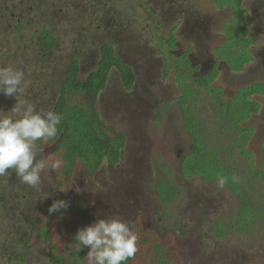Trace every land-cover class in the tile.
Segmentation results:
<instances>
[{"label": "rangeland", "instance_id": "1", "mask_svg": "<svg viewBox=\"0 0 264 264\" xmlns=\"http://www.w3.org/2000/svg\"><path fill=\"white\" fill-rule=\"evenodd\" d=\"M49 1L37 0V11L27 7L22 16L14 13L13 18L0 20V67L11 66L25 74L24 92L18 99H27L39 111L41 99L53 98L55 87L50 88L49 81L60 76L71 54H79L81 77L85 78L95 68L99 47L106 41L116 47L123 63L131 64L136 71L133 89L128 90L114 69L97 104L103 121L126 136L122 161H106L94 175L81 162L73 170L70 193L76 192L79 201L89 206V224L111 217L122 218L130 229L136 222L143 223L160 246L172 244L177 257L174 264H264V219L245 232L242 223L238 224L241 200L237 195L225 185L218 186L217 181L208 184L200 178H187L182 172V161L193 140L179 105L189 83L187 69L175 67L182 62L180 57H187L192 69L196 65L204 67L199 74L215 72L214 84L225 101L236 98L256 80L264 83V0H241L248 14L245 37L253 41L247 52L253 60L239 72L222 57L227 47L229 53L234 52L242 39L241 23L234 22V10L224 5L226 0ZM23 4L21 0H8L7 6L19 8ZM19 18L25 26L16 30ZM44 29L57 40L52 53L42 49L41 35L45 47L51 42L54 46L52 37L42 34ZM105 34L111 38H105ZM173 37L176 42L172 48L169 41ZM32 81L33 87L29 85ZM36 84H45L48 90L44 93ZM194 99V116L208 125L209 106L199 102L203 99L199 95ZM257 101L261 110L243 124L251 133L249 156L229 141L234 149L228 156L229 164L239 170L249 164L248 160L255 168L263 163L264 96ZM16 103L14 97L0 94V110L8 112ZM216 128L209 125L205 131L214 148L224 146L225 140L228 143L219 138ZM38 148L43 151L37 159H46L51 148ZM0 179L1 194L14 196L20 189L26 203L16 205L5 217L1 214L0 264H51L49 246L29 237L20 208L24 206V215L32 223L38 199L48 197L51 205L55 197V176L41 174V184L36 188L21 183L15 172ZM239 180L250 208H264V184L245 175ZM161 185L173 192L169 200L160 196ZM64 226L57 221L53 228L60 239L66 238L60 233Z\"/></svg>", "mask_w": 264, "mask_h": 264}, {"label": "trees", "instance_id": "2", "mask_svg": "<svg viewBox=\"0 0 264 264\" xmlns=\"http://www.w3.org/2000/svg\"><path fill=\"white\" fill-rule=\"evenodd\" d=\"M224 5L232 6L234 22L240 21L239 34L242 39L237 41L234 52L229 53L227 47L222 57L229 62L231 69L239 72L253 60L252 54L247 52V48L253 44V41L245 37L249 29L248 14L242 8L241 0H226ZM44 33L45 35L49 34L48 31H44ZM229 34L231 31L228 32ZM233 36L231 34L230 38L232 39ZM175 42L173 37L170 39L169 45L173 48ZM51 46L52 42L48 48ZM238 46L243 47L239 49ZM99 49L100 60L95 69L85 78L80 76L78 59L75 58L68 67L66 78L61 84L52 110L63 117L58 126V136L46 142L40 141L45 147L51 148L50 154L46 157L49 163L54 160H62L63 162L61 167L57 169L46 168L43 173H52L55 176L57 188L54 201L64 200L67 204V207L62 208L59 212L46 214L51 220L50 225L43 224L42 221L34 224L37 231L34 235L35 243H45L49 246L51 264H87L86 253L88 249L84 248L78 254L74 251L78 247L74 242L75 233L79 228L89 224L87 207L79 201L76 192L70 193L69 188L77 162H81L88 173L94 175L106 161L110 164H118L122 157V150L126 145V136L103 121L97 104L98 96L105 90L112 70L115 69L119 72L122 84L128 89L133 85L134 72L116 57L114 48L109 44H102ZM180 58H182V62H177L175 67L178 70L181 67L187 69L189 83L183 89V96L179 100V105L185 118V128L191 133L193 140L190 152L182 161V172L187 178H200L208 184L218 181L219 177H223L225 179L224 185L241 200L238 224L242 223L240 226L243 230L249 232L252 227L256 226L255 223L264 219V208H250L248 197L245 190L242 189L239 179L245 175V177L252 178L254 182L264 184V156L260 168H255L252 160H248L249 164L244 169L239 170L236 166L229 164L231 162L228 160V156L234 150L229 145V141L235 149L244 153L245 157L249 156L247 147L251 133L249 129L243 127V124L250 119L252 114L259 112V102L253 100V97L264 95V83H253L240 90L236 98L225 101L222 99L220 88L211 86L216 78L214 74L195 77L194 69L189 66L190 60L187 57ZM182 78L183 76L179 77V81H182ZM195 95L203 97L199 102L209 106L211 114L208 125L194 116L192 104L195 101ZM209 125L217 127L216 134L221 139H227L228 143L225 140L224 146L211 147L205 136V131ZM233 162L236 163L237 161ZM235 171L237 172L236 176H234ZM159 194L163 200H169L173 196L171 189L164 185L159 188ZM40 218L44 222V218L42 216ZM57 221L65 224L62 232H60L63 236L66 235L65 239H60L53 229ZM42 224L43 226H41ZM141 227V224L136 223L132 229L138 236L137 252L126 264H174L177 257L172 244L160 246L157 237ZM26 257L27 255L23 258Z\"/></svg>", "mask_w": 264, "mask_h": 264}, {"label": "clouds", "instance_id": "3", "mask_svg": "<svg viewBox=\"0 0 264 264\" xmlns=\"http://www.w3.org/2000/svg\"><path fill=\"white\" fill-rule=\"evenodd\" d=\"M24 77L20 69L0 67V94L17 100L10 111L0 110V177L15 172L21 183L36 188L46 168L57 169L63 163L37 159L43 151L37 141L55 139L63 117L52 110L37 111L27 99H18L24 92ZM217 182L223 187L225 179L219 177ZM66 207L64 200H56L48 212ZM137 241L138 236L122 218L97 219L77 230L74 242L78 247L74 251L78 254L87 248V264H126L137 252Z\"/></svg>", "mask_w": 264, "mask_h": 264}, {"label": "flooded vegetation", "instance_id": "4", "mask_svg": "<svg viewBox=\"0 0 264 264\" xmlns=\"http://www.w3.org/2000/svg\"><path fill=\"white\" fill-rule=\"evenodd\" d=\"M22 2L24 1V3L25 4H23V5H21L19 8L17 7L16 8V6L15 7H13V8H10L9 6H7V3H8V0H0V20L3 22L5 19H10V17L11 18H13V16H14V13H17V14H19L20 16H22V12L28 7V10H30V11H32V10H34V11H37L38 9H40L39 8V6H38V4H37V0H21ZM49 1V0H48ZM49 2H51V1H49ZM263 16H264V11H263ZM4 18V19H3ZM263 19H264V17H263ZM18 20V23H20L19 25H18V28H16V30H21L22 28H24V26H25V24H22V19L21 18H19V19H17ZM44 31H48V33H49V35L52 37V32L49 30V29H44V30H42V34H43V32ZM113 32V31H112ZM105 38L106 37H109V38H111L108 34H105V36H104ZM41 41H40V43H41V46H42V49L43 50H45L46 52H53L54 51V49L56 48V42H57V40L55 39V38H53L52 37V39H53V44H54V46L52 47L51 46V48H48V47H45V45H44V43H43V36L41 35ZM102 44H109L112 48H114V51H115V55H116V57L119 59V60H121V57H119L118 55H117V49H116V47H114L112 44H110V43H108L107 41L106 42H104V43H102ZM101 44V45H102ZM100 48V47H99ZM173 51V50H172ZM99 53H100V49H99ZM75 54V55H74ZM78 53L75 51V52H73L72 54H71V56H70V58H71V60H70V62H67L66 64H65V66H64V69H63V71L61 72V74H60V76H57V79H55V80H53L52 82H50L49 81V83L48 84H52L51 86H50V88L52 87V86H54L55 87V89H54V94H53V98L51 99V97L49 98V100H40L41 102H39L38 103V106H40L41 107V109H43V110H53V107H54V105H55V103H56V99H57V96H58V94H59V91H60V88H61V84H62V82L65 80V78H66V74H67V72H68V67L70 66V64L72 63V61L76 58V59H78V61H79V64H80V76H81V73H82V67H83V64L81 63V59L78 57ZM44 56L45 57H47L48 55L47 54H44ZM48 60L49 59H47L46 60V62H45V65H46V63L48 62ZM99 60H100V54H99ZM99 60L97 61V63L99 62ZM121 62L123 63V61L121 60ZM97 63L95 64V67L97 66ZM124 65H126L127 67H129L133 72H134V76H135V79H134V82H133V85H132V87L130 88V89H128V88H126L123 84V86L126 88V89H128V90H131V89H133V86H134V83H135V81H136V71H135V69H134V67L131 65V64H127V63H123ZM3 65V64H2ZM4 66V65H3ZM95 68H93L92 70H90L89 71V73L91 72V71H93ZM113 71V70H112ZM202 71H204V67L202 66V65H200V66H195L194 67V76L195 77H205L207 74H199V73H202ZM235 72H238V71H235ZM88 73V74H89ZM112 73V72H111ZM111 73H110V75H111ZM118 74H119V72H117ZM198 73V74H197ZM215 75H217L215 72H213ZM212 73V74H213ZM87 74V75H88ZM211 74V73H210ZM86 75V76H87ZM110 75H109V77H108V82H109V78H110ZM119 76H120V74H119ZM82 78V77H81ZM217 78V77H216ZM216 78H215V80H216ZM213 81L212 82V84H211V86L213 87V88H217V86L214 84L216 81ZM120 81H121V76H120ZM108 82H107V85H108ZM256 82H260V80H256V81H254V82H252V83H250V85L251 84H253V83H256ZM121 83H122V81H121ZM47 84V85H48ZM30 86H34L33 85V81L32 82H30V84H29ZM249 85V86H250ZM36 87H38V88H40L44 93L48 90V86L46 87V85L45 84H43V86H40L39 84H36L35 85ZM35 88V87H34ZM105 89H107V86H106V88ZM34 90V89H33ZM34 91H37V90H34ZM104 91V90H103ZM103 91L99 94V96H98V101H99V98L101 97V95L103 94ZM37 94H38V91H37ZM40 95H38V97H39ZM264 96V95H263ZM258 97L260 98V97H262V95H260V96H254L253 97V100H256L257 101V99H258ZM47 99V98H46ZM260 105V104H259ZM261 105H260V110H261ZM40 109V110H41ZM259 110V111H260ZM256 114V113H255ZM253 115V114H252ZM251 115V116H252ZM42 142H40V141H37V145L38 146H43V147H45L44 145H42L41 144ZM126 146V145H125ZM124 149H125V147H124ZM124 149L122 150V153H123V151H124ZM122 153H121V156H122ZM122 161V158H121V160H120V162ZM119 162V163H120ZM182 168V167H181ZM41 174H43V175H46V174H44L43 172L41 173ZM1 178V177H0ZM0 181H1V179H0ZM1 186V185H0ZM19 188V187H18ZM56 188H57V186L55 185V193H56ZM15 196V197H14ZM14 196L13 195H8V194H1L0 193V220L4 223V221L1 219V218H4L5 216H6V212H8L10 209H12L13 210V207H16V205L18 206V204H22V203H24V204H26L25 203V195L23 194V192L20 190V189H18V191L16 192V194H14ZM14 198V199H13ZM54 198L55 197H53L52 198V202H51V204L54 202ZM36 199L37 198H35V201H36ZM18 200V201H17ZM16 201H17V203H16ZM14 202H15V205H14ZM38 204L37 205H35L34 206V211H35V220H33V222L31 223L30 222V219H28L27 217H25V215H24V212H23V208H24V206H23V208L21 209L20 208V211H21V214H22V216H21V221L23 222V224L24 225H26L27 227H28V229H29V237H31L32 239H34L35 240V238H34V235H35V233L37 232L36 230H35V226H34V224L36 223V222H38V223H40L41 221H42V223L43 224H47V225H50L49 224V222H51V220H49V218H48V216L46 215V214H49V212L48 211H46V209H48L51 205L49 204V199H48V197H43V198H39L38 199ZM41 202H43V204H41ZM85 205V204H84ZM86 207H87V209H89V212H90V208H89V206L88 205H85ZM88 211V210H87ZM3 213V215H4V217L1 215ZM91 213V212H90ZM14 215V214H13ZM43 217L44 218V222H43V220H42V218H40V217ZM140 222H141V220H140ZM137 223V222H136ZM43 224L41 225V226H43ZM6 225L8 226V227H10L9 226V224H7L6 223ZM141 226H142V229H145L146 227H145V225L143 224V223H141ZM147 229V228H146ZM131 230H132V228H131ZM148 230V229H147ZM36 231V232H35ZM41 244V243H40ZM45 244V243H44Z\"/></svg>", "mask_w": 264, "mask_h": 264}]
</instances>
